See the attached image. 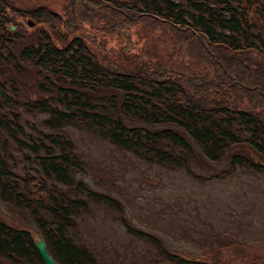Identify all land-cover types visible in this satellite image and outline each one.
Instances as JSON below:
<instances>
[{
  "label": "trees",
  "instance_id": "16d2710c",
  "mask_svg": "<svg viewBox=\"0 0 264 264\" xmlns=\"http://www.w3.org/2000/svg\"><path fill=\"white\" fill-rule=\"evenodd\" d=\"M234 1L60 0L52 8L0 0V199L27 211L57 264H101L71 234L75 217L92 201L122 208L115 195L77 174L83 160L67 125L198 178L190 166L193 144L209 163L228 153L234 166L264 168L235 150L244 144L264 153V26L263 34L252 29L256 18ZM28 16L45 22L60 42L40 28L35 40L11 49L27 29L18 18ZM2 67L17 76L33 71V79L25 84ZM31 86L39 95L21 98ZM22 109L37 111L46 129L23 128ZM121 223L168 259L206 263L169 251L128 220ZM34 236L33 229L0 218V260L43 264ZM237 248L235 264H264V243ZM214 259L209 264L224 260Z\"/></svg>",
  "mask_w": 264,
  "mask_h": 264
},
{
  "label": "rangeland",
  "instance_id": "374dc122",
  "mask_svg": "<svg viewBox=\"0 0 264 264\" xmlns=\"http://www.w3.org/2000/svg\"><path fill=\"white\" fill-rule=\"evenodd\" d=\"M9 2L13 5L42 2L56 8L60 0ZM238 2L243 11L248 10V14L256 18L252 29L261 31L264 26V0ZM18 22L27 29L13 43L11 49L15 52L21 44L35 40L38 29L52 31L45 22H34L29 16L18 18ZM52 36L60 42L61 37L56 32ZM136 38L141 39L136 34L132 35V39ZM2 72L21 79L25 84L33 79L30 75L33 71L17 76L10 67H2ZM20 95L21 98H32L39 94L31 86ZM36 112L21 110V115L27 118L23 128L28 129L34 124L46 129ZM65 131L73 141V149L83 160V168L77 174L82 175L91 188L115 195L122 206L118 210L92 201L90 209L75 217V229H70L74 238L90 246L95 259L101 264H181L158 252L153 242L126 230L121 223L122 218L156 235L169 251L182 256H201L207 259L205 264L212 263L215 257L224 259L223 264H235L231 253L237 251V247L255 245V241L264 243V168L257 170L247 165L234 166L229 163L228 153L209 163L193 144L190 166L200 176L198 178L183 169L138 159L115 147L92 129L67 125ZM235 150L264 162V153L257 155L244 144ZM0 218L13 225L33 229L34 237H37L33 219L21 207L0 199ZM212 248L217 251H208ZM205 253L207 256L203 255ZM0 264L13 263L1 259Z\"/></svg>",
  "mask_w": 264,
  "mask_h": 264
},
{
  "label": "water",
  "instance_id": "95a60500",
  "mask_svg": "<svg viewBox=\"0 0 264 264\" xmlns=\"http://www.w3.org/2000/svg\"><path fill=\"white\" fill-rule=\"evenodd\" d=\"M9 27H12V25H9ZM33 240H34V246L36 250L39 252L43 264H57L54 261L52 255L46 250L45 240H43L41 234L38 233L37 237L34 238Z\"/></svg>",
  "mask_w": 264,
  "mask_h": 264
},
{
  "label": "flooded vegetation",
  "instance_id": "af4514ba",
  "mask_svg": "<svg viewBox=\"0 0 264 264\" xmlns=\"http://www.w3.org/2000/svg\"><path fill=\"white\" fill-rule=\"evenodd\" d=\"M235 2H237L238 4H239V2H238V0H236ZM239 6H240V4H239ZM259 8L257 9L258 10V12L259 13H261L262 12V10L260 9V6H258ZM246 12V15H248L249 17H251L249 14H248V10L247 11H245ZM258 13V14H259ZM254 16V15H253Z\"/></svg>",
  "mask_w": 264,
  "mask_h": 264
}]
</instances>
